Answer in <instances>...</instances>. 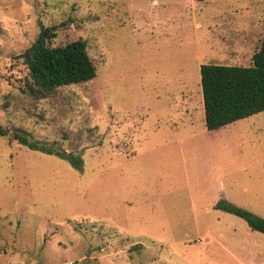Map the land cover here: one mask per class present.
Listing matches in <instances>:
<instances>
[{
    "label": "rangeland",
    "instance_id": "1",
    "mask_svg": "<svg viewBox=\"0 0 264 264\" xmlns=\"http://www.w3.org/2000/svg\"><path fill=\"white\" fill-rule=\"evenodd\" d=\"M41 25L95 78L24 92ZM263 36L264 0H0V264H264L216 208L264 219V111L207 131L199 75L252 66Z\"/></svg>",
    "mask_w": 264,
    "mask_h": 264
},
{
    "label": "trees",
    "instance_id": "2",
    "mask_svg": "<svg viewBox=\"0 0 264 264\" xmlns=\"http://www.w3.org/2000/svg\"><path fill=\"white\" fill-rule=\"evenodd\" d=\"M203 2L204 0H195ZM54 27L40 26L35 41L19 57L27 68L24 92L37 98L48 97L59 87L88 82L95 78L93 65L83 40L64 46H52ZM252 66L201 65L200 87L207 131L218 130L235 121L264 111V36L260 48L251 57ZM7 131L0 127V136ZM13 140L35 148L25 133L14 131ZM44 151V149H43ZM50 153V151L46 150ZM70 165L78 168L81 161L65 153H56ZM217 209L244 220L255 231L264 234V219L239 209L225 201Z\"/></svg>",
    "mask_w": 264,
    "mask_h": 264
}]
</instances>
